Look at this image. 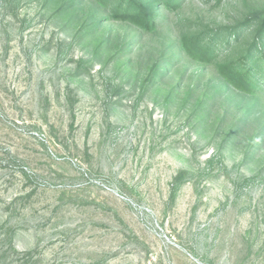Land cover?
<instances>
[{
  "label": "rangeland",
  "instance_id": "1",
  "mask_svg": "<svg viewBox=\"0 0 264 264\" xmlns=\"http://www.w3.org/2000/svg\"><path fill=\"white\" fill-rule=\"evenodd\" d=\"M117 4L0 0V264H264V0Z\"/></svg>",
  "mask_w": 264,
  "mask_h": 264
},
{
  "label": "trees",
  "instance_id": "2",
  "mask_svg": "<svg viewBox=\"0 0 264 264\" xmlns=\"http://www.w3.org/2000/svg\"><path fill=\"white\" fill-rule=\"evenodd\" d=\"M159 4H162L166 8H175L178 6L179 0H118V4L110 11L109 17L110 19L133 23L144 29H150L156 25ZM210 41L209 45L204 46L199 40L194 43L193 49H197L200 58H209V55L207 54H210L211 51H213L214 47L212 46L214 45L213 41L215 42V39L212 38ZM263 42L264 40L260 41L259 44H256L255 49H250L245 57L242 60H239V63H232L221 67L220 73H222L227 81L234 84V86L239 89L247 90L249 88L250 79L255 73L254 66L250 62L254 58L256 49L259 52L256 61L264 59L262 48ZM227 43L228 40L225 44ZM185 173V171H182L174 178V184H176V186H173L172 188V198L182 182Z\"/></svg>",
  "mask_w": 264,
  "mask_h": 264
}]
</instances>
